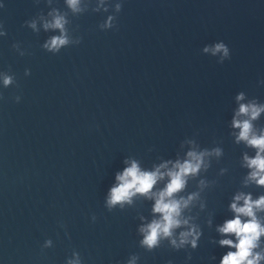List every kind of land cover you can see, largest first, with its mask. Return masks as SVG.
<instances>
[{"label": "water", "instance_id": "obj_1", "mask_svg": "<svg viewBox=\"0 0 264 264\" xmlns=\"http://www.w3.org/2000/svg\"><path fill=\"white\" fill-rule=\"evenodd\" d=\"M57 16L69 43L54 52L44 45L62 32L45 24ZM250 103L264 106V0H0V264H220L235 251L219 244L234 234L218 231L235 195L264 196L244 161L257 150L232 125ZM251 122L260 135L264 111ZM189 151L211 153L175 194H197L181 215L198 247L171 244L182 225L148 250L152 193ZM133 161L166 164L165 175L110 206ZM254 251L264 255V235Z\"/></svg>", "mask_w": 264, "mask_h": 264}, {"label": "clouds", "instance_id": "obj_2", "mask_svg": "<svg viewBox=\"0 0 264 264\" xmlns=\"http://www.w3.org/2000/svg\"><path fill=\"white\" fill-rule=\"evenodd\" d=\"M69 5L76 10L78 0H68ZM117 11H120L121 5H116ZM111 17L106 22L107 27H111ZM64 18L57 16L51 24H45V28L53 27L61 29L62 34L53 36L44 45L50 51L58 52L62 46L69 43L64 32ZM35 27V25H32ZM204 51H209L205 48ZM213 54L222 52L224 57H229V49L223 43H217L211 49ZM12 82V78L6 76L4 84L7 86ZM243 92L236 96L237 100L243 99ZM261 111H264V106H257L255 103L241 104L238 111L232 120V125L239 128V134L236 137L237 141H245L249 146L255 148L256 155L249 157L244 155V161L249 169H251L248 179L255 181L258 185L264 186V131L257 135L253 129L252 120H255ZM241 116L248 117L240 119ZM217 156L220 155L219 148L213 150ZM211 153L189 151L188 159L183 162L177 160L172 169L167 171L169 181L166 186L158 193H152L155 196V204L153 212L159 213V219H153L151 223L141 227L140 231L144 233L141 244L146 246L148 250L155 249L162 237H173V230L180 228L182 225H189L188 229L179 233V243L175 238L171 239V244L177 248H183L185 244L191 245L194 250L198 247V238L201 232L197 225L189 224V218H182V210L188 208L191 202L196 198L197 194L192 193L187 198L181 196L176 198L175 194L181 192L187 182V177L195 175L200 170L201 166L207 167L204 164V156ZM166 164H162L155 171H141L135 161L130 167L124 169L122 173H117L116 180L119 184L111 189L108 204L110 206L118 202L129 201L130 197L135 193L149 194L151 189L156 184L158 179H162L165 173L160 171V168H166ZM243 201L242 204L237 202ZM233 212L236 214L234 218L226 220L222 226L218 228L220 233L234 234L236 240L221 239V246H229L235 248V251H228L220 260V264H259L264 255L254 250L259 246L261 235H264V225H261L256 216L257 210H264V196L253 200L250 194L238 193L235 195L233 202L230 205ZM242 217L248 219L242 220ZM191 237V239H189ZM47 243H50L48 241ZM191 257V253L189 254ZM214 259V257H213ZM71 264V262H70ZM168 264H172L168 261Z\"/></svg>", "mask_w": 264, "mask_h": 264}]
</instances>
